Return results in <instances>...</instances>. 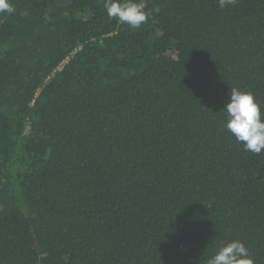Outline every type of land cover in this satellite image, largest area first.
Masks as SVG:
<instances>
[{
  "label": "trees",
  "instance_id": "obj_1",
  "mask_svg": "<svg viewBox=\"0 0 264 264\" xmlns=\"http://www.w3.org/2000/svg\"><path fill=\"white\" fill-rule=\"evenodd\" d=\"M0 13V264H264V152L225 127L232 88L264 117V0H9Z\"/></svg>",
  "mask_w": 264,
  "mask_h": 264
},
{
  "label": "clouds",
  "instance_id": "obj_2",
  "mask_svg": "<svg viewBox=\"0 0 264 264\" xmlns=\"http://www.w3.org/2000/svg\"><path fill=\"white\" fill-rule=\"evenodd\" d=\"M234 0H218L223 9ZM104 8L110 19H116L131 29H138L160 8H148L147 0H105ZM15 7L9 0H0V13L13 14ZM222 111L225 114V127L242 145L243 149L254 154L264 152V117L261 105L256 102L251 91L232 88ZM208 264H254L243 242L233 240L220 246Z\"/></svg>",
  "mask_w": 264,
  "mask_h": 264
}]
</instances>
